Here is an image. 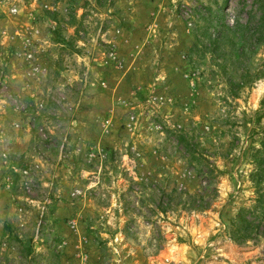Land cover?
<instances>
[{
    "label": "rangeland",
    "instance_id": "obj_1",
    "mask_svg": "<svg viewBox=\"0 0 264 264\" xmlns=\"http://www.w3.org/2000/svg\"><path fill=\"white\" fill-rule=\"evenodd\" d=\"M263 138L264 0H0V264H264Z\"/></svg>",
    "mask_w": 264,
    "mask_h": 264
},
{
    "label": "trees",
    "instance_id": "obj_2",
    "mask_svg": "<svg viewBox=\"0 0 264 264\" xmlns=\"http://www.w3.org/2000/svg\"><path fill=\"white\" fill-rule=\"evenodd\" d=\"M214 43L215 41L211 40L209 45L213 46ZM246 73L248 74V71ZM253 77L258 79L259 75L254 73ZM245 82L244 78L238 82L232 79L227 80L229 89L234 94L236 89H240L245 85ZM260 143L261 147L252 148L250 153V163L253 165L249 172V181L253 188L252 203L250 206L241 207L232 222V239L238 242H243L247 238L252 239V235L264 236V138ZM208 205L209 202H206L202 206L195 204L193 207L197 210H203Z\"/></svg>",
    "mask_w": 264,
    "mask_h": 264
}]
</instances>
